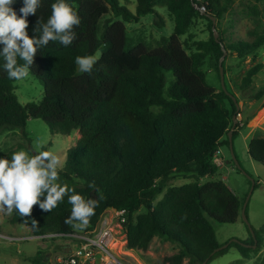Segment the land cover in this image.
<instances>
[{
    "label": "trees",
    "instance_id": "trees-1",
    "mask_svg": "<svg viewBox=\"0 0 264 264\" xmlns=\"http://www.w3.org/2000/svg\"><path fill=\"white\" fill-rule=\"evenodd\" d=\"M134 1L131 11L120 0H67L80 17L73 29L76 38L67 47L50 41L37 51L29 69L43 84L41 99L22 104L14 92L16 80L0 68V131L21 129L26 136L28 118H40L51 132L62 135L78 130V139L66 150L64 164L58 169L57 182L85 199L96 200L94 214L82 230H92L107 208L124 209L126 250L146 251L155 237L178 246L162 264H183L185 260L187 264H208L232 244L249 257L262 248L264 226L253 228L255 248L230 241L213 252L222 245L213 224L242 220L244 199L223 180L212 179L218 169L214 155L222 145L229 146L232 116L240 111L223 89L207 82V72L214 71L220 80L222 46L241 60L255 56L264 45V32L252 40H224L219 23L233 0ZM253 1L264 6V0ZM52 2L40 0L36 14L27 18L30 36L38 28V18L46 22ZM21 6L17 0L12 7L19 14ZM159 6L174 20L171 34L161 36L155 46L133 40L126 24L142 16L152 14L156 26H164L156 9ZM207 15L216 18L217 38ZM197 18L208 22L206 40H192L189 33ZM96 52L99 55L91 74L78 72L75 57ZM23 63L18 59V64ZM261 67L258 63L246 71L240 85L243 96ZM263 91L260 88L248 96L259 99ZM239 126L237 121L232 139ZM248 154L264 167V136L248 141ZM10 155V149L0 153ZM178 174L192 180L168 185ZM201 178L208 180L201 182ZM70 211L65 196L48 213L34 205L31 217H22L14 209L8 220L22 223L33 236L65 235L77 229L64 222ZM253 243L250 233L248 244ZM46 255L37 252L33 264H45ZM257 264H264V256Z\"/></svg>",
    "mask_w": 264,
    "mask_h": 264
},
{
    "label": "rangeland",
    "instance_id": "rangeland-1",
    "mask_svg": "<svg viewBox=\"0 0 264 264\" xmlns=\"http://www.w3.org/2000/svg\"><path fill=\"white\" fill-rule=\"evenodd\" d=\"M120 1L126 4L131 11H134V0ZM156 9L163 16L164 26L157 27L152 14L142 16L138 21L126 24L128 34L133 40H143L150 46H155L161 36L171 34L174 25L172 16L164 7L159 6ZM201 9L203 10L202 6ZM207 23L204 18L195 20L189 29V33L193 34L192 40L208 39ZM219 27L226 42H234L240 38L252 40L255 34L264 32V6L262 3H256L253 0H233L224 13ZM186 35L182 36L181 39L184 40ZM98 55L99 52H96L94 56L98 57ZM222 63L223 71H226L224 73L225 87L237 99L238 111H240L236 116L240 126L231 141L232 151L240 168L234 165L230 146L222 145L219 148L221 153L217 154L220 163L212 179L223 180L239 198L244 200L248 195L252 180L253 183H256L249 195L246 208L250 225L254 229H259L264 226V167L250 158L248 141L255 136H264V112H261V108L264 106V91L259 99L248 95L260 88L264 90V45L255 53V56L250 55L242 60L237 58L236 52L226 50ZM258 63L262 64V67L252 78L249 89L243 91L245 92L243 96L240 90L242 78L250 67ZM207 82L217 89H223L221 81L210 69L207 72ZM14 85V92L22 104L28 101H38L43 95L42 82L30 74L22 80H16ZM24 132L26 136L21 129L0 131V153L7 149H10L12 153L20 149L40 151L44 148L58 157L60 161L58 169L64 164L66 150L79 137L77 136L78 130L73 131L70 135L51 132L47 124L40 118H28ZM191 180L190 176L184 177L178 174L171 178L167 184L180 185ZM206 180L208 178H201V182ZM160 196L161 193L158 194L157 199ZM102 215L107 216V214ZM9 216L10 213L6 210H0V233L26 239L9 241L0 238V264H33L37 252L47 254L49 251L54 252L60 247L59 244L63 238L32 237L28 227L22 223L11 224L8 220ZM98 225H102L101 219H99ZM213 227L216 239L222 245L234 240L246 241L248 244L250 233L242 220L235 223L215 222ZM262 241V248L257 253L250 252L249 257H244L237 246L232 244L223 254L213 258L208 264H257L264 256V236ZM177 249L176 244L155 237L146 251L126 250L124 246L120 248L119 254L126 264H162L163 258L172 255ZM183 264H187L186 260Z\"/></svg>",
    "mask_w": 264,
    "mask_h": 264
},
{
    "label": "clouds",
    "instance_id": "clouds-1",
    "mask_svg": "<svg viewBox=\"0 0 264 264\" xmlns=\"http://www.w3.org/2000/svg\"><path fill=\"white\" fill-rule=\"evenodd\" d=\"M17 0H0V64L9 79L22 80L29 75L37 51L52 42L67 47L76 38L73 31L80 17L67 0H53L51 14L46 22L37 19L28 34V17L35 15L40 0H21L19 14L12 7ZM18 59L23 64H18ZM80 73L91 74L96 57L77 55L74 60ZM58 157L50 151H13L0 156V210L11 213L14 209L22 217H31L34 205L45 213L55 208L67 196L71 205L65 223L83 229L89 223L97 206L93 198L85 199L72 188L58 183ZM95 188L94 184H89Z\"/></svg>",
    "mask_w": 264,
    "mask_h": 264
},
{
    "label": "built area",
    "instance_id": "built-area-1",
    "mask_svg": "<svg viewBox=\"0 0 264 264\" xmlns=\"http://www.w3.org/2000/svg\"><path fill=\"white\" fill-rule=\"evenodd\" d=\"M213 161L216 165L220 163L217 153L214 155ZM103 214H107V216L101 215L99 218L102 225H98L97 222L96 226L90 231L77 228L65 235L49 233L32 236L37 238H63V241L59 244L60 247L48 254L45 264H93L97 262L126 264L121 254H119L120 251L118 252V247L122 248L126 243L124 229L126 211L124 209L107 208ZM0 238L9 241L26 239L3 233H0ZM63 249L68 250L64 251ZM97 257L98 259H96Z\"/></svg>",
    "mask_w": 264,
    "mask_h": 264
},
{
    "label": "water",
    "instance_id": "water-1",
    "mask_svg": "<svg viewBox=\"0 0 264 264\" xmlns=\"http://www.w3.org/2000/svg\"><path fill=\"white\" fill-rule=\"evenodd\" d=\"M207 16L212 20V30H213V34H214V37L217 38V34H218V32H217V30H216V28H215L216 18H215L214 16H212V15H207ZM222 50H223L222 55H221V57L219 58V61H218L220 81H221V84H222V88H223V90H224V91H225V92L231 97V99H232L233 102L235 103L236 110L238 111V110H239V106H238V102H237L235 96L232 95L231 93H229V92L226 90V87H225V84H224V72H223V66H222V59H223L224 55L226 54V50L224 49L223 46H222ZM236 122H237L236 115H233V116H232V125H231L229 131L227 132V136H228V140H229V143H230L229 146H230V148H231V152H232V160H233V162H234V165H235L237 168H240V165H239L238 161L236 160V158H235V156H234V154H233L232 146H231V141H232V130L234 129ZM253 186H254V183H253V180H252V185H251V187H250V189H249L248 195H247V197L245 198V200L243 201V204H242V208H241V218H242L243 222L247 225V227H248V229H249V232L251 233V236L253 237L254 243H253L252 245H250V244H245V243L240 242V241H237V240H234V242L240 243V244H242L243 246H252V247H255V244H256V238L254 237V236H255V235H254V231H253V228H252V226L250 225L249 220H248V218H247V215H246V213H245V209H246V205H247V200H248V198H249V195H250L251 192H252ZM227 244H228V243L223 244V245H221V246L215 248V249L213 250V252L218 251V250H220V249L226 247ZM63 250L66 251V250H68V249H63ZM213 252H212V253H213ZM205 263H206V261H203L201 264H205Z\"/></svg>",
    "mask_w": 264,
    "mask_h": 264
},
{
    "label": "crops",
    "instance_id": "crops-1",
    "mask_svg": "<svg viewBox=\"0 0 264 264\" xmlns=\"http://www.w3.org/2000/svg\"><path fill=\"white\" fill-rule=\"evenodd\" d=\"M77 136H79V134H77ZM255 137H257V136H255ZM218 153H221L220 150L217 151V154H218ZM50 252H51V251H49V252L47 253L46 257L48 256V254H49Z\"/></svg>",
    "mask_w": 264,
    "mask_h": 264
},
{
    "label": "bare ground",
    "instance_id": "bare-ground-1",
    "mask_svg": "<svg viewBox=\"0 0 264 264\" xmlns=\"http://www.w3.org/2000/svg\"><path fill=\"white\" fill-rule=\"evenodd\" d=\"M119 250H120V247H118V252H119ZM127 252V251H126Z\"/></svg>",
    "mask_w": 264,
    "mask_h": 264
}]
</instances>
